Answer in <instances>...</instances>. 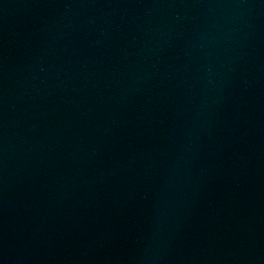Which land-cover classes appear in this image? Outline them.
I'll return each mask as SVG.
<instances>
[{"label":"water","instance_id":"water-1","mask_svg":"<svg viewBox=\"0 0 264 264\" xmlns=\"http://www.w3.org/2000/svg\"><path fill=\"white\" fill-rule=\"evenodd\" d=\"M0 264H264V0H0Z\"/></svg>","mask_w":264,"mask_h":264}]
</instances>
